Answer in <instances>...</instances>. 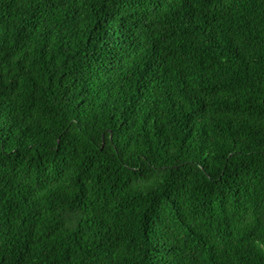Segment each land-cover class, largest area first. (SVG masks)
<instances>
[{"label": "trees", "instance_id": "obj_1", "mask_svg": "<svg viewBox=\"0 0 264 264\" xmlns=\"http://www.w3.org/2000/svg\"><path fill=\"white\" fill-rule=\"evenodd\" d=\"M0 264H264V0H0Z\"/></svg>", "mask_w": 264, "mask_h": 264}]
</instances>
